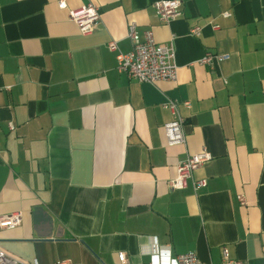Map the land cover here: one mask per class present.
Returning <instances> with one entry per match:
<instances>
[{"label":"crops","instance_id":"obj_1","mask_svg":"<svg viewBox=\"0 0 264 264\" xmlns=\"http://www.w3.org/2000/svg\"><path fill=\"white\" fill-rule=\"evenodd\" d=\"M157 1L0 0V216L23 215L0 229L12 257L173 264L195 253L222 264L228 249L264 264V0H181L167 24ZM88 3L101 20L84 35L69 10ZM132 23L173 41L176 82L118 73L108 43L130 52ZM207 53L228 58L211 67ZM169 100L186 120L184 146L167 144ZM202 152L212 159L173 189L179 163Z\"/></svg>","mask_w":264,"mask_h":264},{"label":"built area","instance_id":"obj_2","mask_svg":"<svg viewBox=\"0 0 264 264\" xmlns=\"http://www.w3.org/2000/svg\"><path fill=\"white\" fill-rule=\"evenodd\" d=\"M182 5L181 0H160L154 4V8L160 21L167 24L182 16ZM59 8L66 9V3L60 1ZM69 17L77 25L79 31L87 35L94 31L96 24L101 20V13L98 6L88 3L79 9L69 10ZM191 35L199 37L201 29L199 27L193 28ZM128 38L132 46L131 51L128 53H123L116 41L108 43L109 50L116 54V69L119 74L125 75L128 80H135L141 83L155 84L160 81H177L178 67L176 65V50L173 41L166 45L159 44L155 41L151 31H146L140 36L136 25L133 23L129 25ZM227 58L225 55L207 53L201 63L212 67ZM184 105L187 108L190 107L189 103ZM164 107L170 111L172 116L171 121L165 125L168 146L186 145V134L184 131L186 120L181 114L180 103L169 100ZM211 159V155L207 152L188 155L184 161L179 163L177 167L178 176L171 181L170 186L173 189H184L188 181L193 179L194 172ZM206 185L207 183L204 180L195 181L194 183L196 191L205 188ZM242 204L245 205V202L242 201ZM22 216V213L0 216V229L19 227L22 224ZM222 254V264H243L241 261L233 260L228 249H224ZM119 260L123 264L128 263L125 253H120ZM199 263L200 261L195 253L180 255L173 260V264ZM0 264H39V262L37 260L26 262L12 257L0 248ZM60 264L71 263L62 262Z\"/></svg>","mask_w":264,"mask_h":264}]
</instances>
